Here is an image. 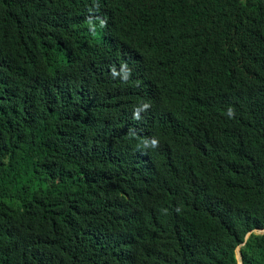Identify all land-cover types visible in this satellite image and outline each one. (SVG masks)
Here are the masks:
<instances>
[{
  "label": "trees",
  "instance_id": "1",
  "mask_svg": "<svg viewBox=\"0 0 264 264\" xmlns=\"http://www.w3.org/2000/svg\"><path fill=\"white\" fill-rule=\"evenodd\" d=\"M261 230L264 0H0V264H264Z\"/></svg>",
  "mask_w": 264,
  "mask_h": 264
},
{
  "label": "rangeland",
  "instance_id": "2",
  "mask_svg": "<svg viewBox=\"0 0 264 264\" xmlns=\"http://www.w3.org/2000/svg\"><path fill=\"white\" fill-rule=\"evenodd\" d=\"M255 234H264V231H256ZM237 254H238V257H239V262H240V264H241V259H242V258H241L240 250L238 251Z\"/></svg>",
  "mask_w": 264,
  "mask_h": 264
},
{
  "label": "water",
  "instance_id": "3",
  "mask_svg": "<svg viewBox=\"0 0 264 264\" xmlns=\"http://www.w3.org/2000/svg\"><path fill=\"white\" fill-rule=\"evenodd\" d=\"M261 231H264V230H261ZM253 233H254V232L250 233L249 236H248V238L251 237V236L253 235ZM239 250H240V248H238L237 251H236V255H237V260H238V262H239V257H238V254H237V253H238ZM240 254H241V253H240ZM241 263H242V259H241Z\"/></svg>",
  "mask_w": 264,
  "mask_h": 264
},
{
  "label": "bare ground",
  "instance_id": "4",
  "mask_svg": "<svg viewBox=\"0 0 264 264\" xmlns=\"http://www.w3.org/2000/svg\"><path fill=\"white\" fill-rule=\"evenodd\" d=\"M239 264H240V262H239ZM242 264V263H241Z\"/></svg>",
  "mask_w": 264,
  "mask_h": 264
}]
</instances>
